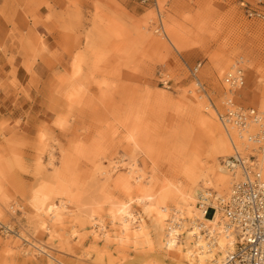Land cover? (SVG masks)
Wrapping results in <instances>:
<instances>
[{"label":"rangeland","instance_id":"rangeland-1","mask_svg":"<svg viewBox=\"0 0 264 264\" xmlns=\"http://www.w3.org/2000/svg\"><path fill=\"white\" fill-rule=\"evenodd\" d=\"M35 1L0 0V12L16 25L0 19V31L32 52L27 68L43 51L52 59L40 94L43 119L29 130L19 120L0 121V225L11 228L0 226V264H188L182 253L160 247L156 206L146 214L139 199L151 193L153 202L163 200L170 220L178 188L210 168L215 128L224 131L216 114L221 79L240 57L246 80L236 99L264 109V20L245 16L240 0H156L164 34L153 29L151 2L65 0L59 45L49 51L35 29L41 20ZM198 61L206 95L188 72ZM159 69L172 77L170 88L158 81ZM128 199L149 243L116 237L117 207ZM60 202V218L47 214L42 222L39 208ZM96 220L111 237L94 229Z\"/></svg>","mask_w":264,"mask_h":264},{"label":"bare ground","instance_id":"bare-ground-1","mask_svg":"<svg viewBox=\"0 0 264 264\" xmlns=\"http://www.w3.org/2000/svg\"><path fill=\"white\" fill-rule=\"evenodd\" d=\"M159 70H157V78L158 76L164 77ZM163 74L167 76V78L170 79V83H172V77L169 76L166 71H164ZM220 124L222 125L221 122ZM223 127L225 131H223V133L218 127L215 128L217 139L210 168L202 167L197 173L189 176V188H178L176 196L179 198V205L174 208L175 212L178 213L177 215L175 212L172 213L169 220V215L163 200L159 199L161 201L156 200V202H153L151 193H146L139 199V201L143 202L141 208L142 212L146 214L152 212V209L156 206L154 225H156V239L160 247L163 246L174 256L182 253L188 264H226V256L234 247L235 234L233 230L228 227L226 219L223 217L217 205L211 203L209 204V209L203 211V209L199 210V206L196 204L197 202L209 203L210 198L216 201L219 198H225L229 195V193L220 195V193L225 191V188L230 190V178L227 180L228 170L222 164V161H219V157H225L231 154V149L233 150L234 146L239 148L238 146L242 145L244 138L238 133L235 127L230 125ZM262 156H264V153ZM262 166L264 174V162H262ZM128 169L131 173H135V162L130 163ZM138 177L140 178V175H137L135 178L139 182L141 179ZM202 179L205 181V185L202 189L197 190L200 185L199 181ZM208 189L217 191V194L212 195L210 191H207ZM64 203L65 202H60L56 206L40 207L39 215L42 216L41 221L44 222L43 216L47 214H53L57 217L59 215L58 213L61 211L60 207H65ZM130 205L131 199H128L122 201L117 207L119 231L116 237L120 238V240L125 239L126 241L129 239L135 241V239L145 237L148 241V232L145 231V226L142 224L143 217L140 215V212H134ZM114 217L115 214L111 218V221ZM57 218L59 219L60 217ZM131 224H134L135 229L130 230ZM94 226H100V228H102L103 236H112V233L103 228L101 220H96ZM46 228L49 227L46 226ZM202 230L205 231L204 234ZM73 231H75L74 227L72 229V232ZM183 238L185 240L190 239V242H188L189 245H186V242L184 244L181 243ZM142 239L145 240L144 238ZM149 242L150 241H148V243Z\"/></svg>","mask_w":264,"mask_h":264},{"label":"built area","instance_id":"built-area-1","mask_svg":"<svg viewBox=\"0 0 264 264\" xmlns=\"http://www.w3.org/2000/svg\"><path fill=\"white\" fill-rule=\"evenodd\" d=\"M151 2L156 8L155 32L164 33L162 14L156 0H140ZM239 5L245 16L264 20V0H240ZM201 61L188 67L191 78L195 81L196 91L206 95L204 84L198 77ZM233 70L244 72L241 86L231 91L228 88V75ZM158 76V81L166 88L171 87L170 79ZM245 68L240 57L222 76L224 94L220 101V109H216L217 118L223 126H233L243 136L242 148L233 147V152L222 159V164L230 173V192L225 198L216 200V205L226 223L235 234V243L228 252L226 264H264V174L261 156L264 153V109L251 105H243L236 99V94L245 86ZM251 129V130H250ZM210 203H198L200 209L206 211ZM4 229L11 230L5 225ZM97 226L94 228L96 229Z\"/></svg>","mask_w":264,"mask_h":264},{"label":"crops","instance_id":"crops-1","mask_svg":"<svg viewBox=\"0 0 264 264\" xmlns=\"http://www.w3.org/2000/svg\"><path fill=\"white\" fill-rule=\"evenodd\" d=\"M38 5L36 13L40 22L35 29L40 30L45 36L44 42L49 51L58 48L60 32L56 30L60 24V14L65 0H36ZM51 13L52 18L45 16ZM3 22H0L2 29ZM53 29L52 34L45 30ZM0 121L8 120L12 126L20 121V128L29 130L31 125L43 119L45 111L43 97L44 82L50 76L51 67L48 52L38 53L31 69L27 68L25 61L31 59L32 52L22 50L18 43L12 44L9 39H4L0 31ZM15 82L13 83V81Z\"/></svg>","mask_w":264,"mask_h":264},{"label":"snow or ice","instance_id":"snow-or-ice-1","mask_svg":"<svg viewBox=\"0 0 264 264\" xmlns=\"http://www.w3.org/2000/svg\"><path fill=\"white\" fill-rule=\"evenodd\" d=\"M7 6L5 5V8ZM0 19H4L6 21H8V27L10 28H15L16 25L14 23V18L10 19L8 17V15L6 14V12H0ZM11 33H9L10 35ZM229 83H228V88L231 91L234 87L237 86V79H239V82L242 86L243 84V79H244V72L243 71H239L237 72L236 70H233L232 73H230L227 77ZM262 80H264V77H262ZM132 137H129V139H131ZM262 162H264V156H262Z\"/></svg>","mask_w":264,"mask_h":264}]
</instances>
